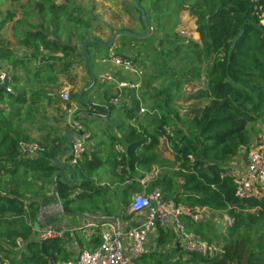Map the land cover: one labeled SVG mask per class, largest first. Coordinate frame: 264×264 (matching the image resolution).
Returning <instances> with one entry per match:
<instances>
[{"label": "trees", "instance_id": "obj_1", "mask_svg": "<svg viewBox=\"0 0 264 264\" xmlns=\"http://www.w3.org/2000/svg\"><path fill=\"white\" fill-rule=\"evenodd\" d=\"M141 5H144L143 0ZM40 6L44 8V4ZM50 7L57 11L65 9V6L59 4ZM143 7L151 23L157 15L150 13L151 11L148 14L147 7L145 5ZM202 7L207 8V12H201ZM135 9L141 16L136 6ZM191 11L198 17V31L203 46V50L200 48L194 50L197 55H193L191 62L197 63L200 52L202 58L214 54V58L207 64L205 75L207 87L203 93L208 98V102L199 110H192L193 115L190 118L176 113L177 118H175L181 124L178 122L180 127L176 133L171 134L165 128L168 116L162 106L166 110L171 104L173 91L180 89V83L174 74H170V70H163L162 75L167 76L163 77L164 82L161 85L163 90L160 91L166 97L163 96L164 99L159 100L157 94L160 91L153 94L156 106H159L163 113L160 126L152 134H145L136 127H130L124 143L126 152L119 161L116 155L114 167L116 170L118 164L123 165L120 176L124 179L129 171L137 173L140 168L151 169L155 163H159L155 150L159 146L160 137L165 136L174 140L178 169L171 174L156 176L151 182L149 191L160 187L164 196L172 198L177 204L192 209L205 207L213 211L226 212L234 219V223L229 226L224 238L225 242L215 257L185 251L175 240L174 231L159 229L157 245L149 253L137 258L135 263L264 264V257L256 254L252 249L254 246L251 237L240 233L243 227L264 221V199L257 196L246 200L237 198L233 175L226 167L244 147L247 149L246 152L250 151L253 136L261 131L256 125L264 124V25L261 23V17L264 16V0H195L191 3ZM140 18L145 26L142 17ZM71 21L85 28L89 25L87 21L77 17H72ZM194 44L199 46L196 42ZM43 45L44 48L54 52L64 51L66 54L74 50L72 46H63L55 41L50 44L48 41H43ZM35 47L39 49L41 46L39 44ZM168 49L169 56L176 54L178 50L177 47ZM122 56H130L134 63L140 66L141 57L136 53L122 54ZM159 56L164 59L162 52ZM185 67L181 69L184 70ZM135 91L136 89L130 91L135 98L133 109L139 111L141 100L135 97ZM5 92L6 90H0V94ZM98 107L107 109L106 106ZM6 124L7 121L0 117V173L11 172L13 177L5 183V186L0 184V227L4 230L2 235L7 239H0V251H6L7 256L15 264H57L59 261L64 264L70 258L64 253L66 251L63 247V239L51 238L41 241L36 238L32 220L38 214L39 208L35 202L25 203L26 194L14 177L15 167L22 165L26 170L40 173L39 180L45 188V185L52 181V177L62 169L54 161L59 146L48 144L50 151H45L44 146L45 150L40 151L38 155L31 157L21 154L20 159L18 158L19 143L24 138L19 133L6 130L8 128ZM6 156L8 158H5ZM8 159L10 165L3 163ZM80 161L81 158L76 164L67 165L76 174V179H68L60 175L53 179L56 192L64 201L66 212L79 210L72 207L74 202L92 198L95 194L88 191H94L93 181L82 172L78 175L77 171H82L84 167L91 169L98 163L84 165ZM130 177L128 179H133L132 174ZM132 183L129 187L135 184V189H138L140 180L133 179ZM181 220L188 231H195V234H200L203 239L215 244L213 229H209L211 232L206 231L211 224L210 221L194 220L187 214H183ZM20 238L23 240L22 245L18 242ZM83 242L86 241L80 239L79 245L82 246ZM100 243L101 234L91 236L88 241L90 246L93 244L95 247ZM168 245L171 247L168 248ZM178 255L181 257L175 260Z\"/></svg>", "mask_w": 264, "mask_h": 264}, {"label": "crops", "instance_id": "obj_2", "mask_svg": "<svg viewBox=\"0 0 264 264\" xmlns=\"http://www.w3.org/2000/svg\"><path fill=\"white\" fill-rule=\"evenodd\" d=\"M146 1L143 0V3L150 10V4H145ZM64 2L65 0L62 2L60 0H0V80L2 79L0 85L3 84L5 76L9 77V89L0 88V90H6L5 93L0 94V117L7 121L5 126H8V128L6 130L19 133L24 138L21 140L42 147H47L49 146L48 144L59 146L58 152L54 156V161L62 169L52 177V181L48 185H45V188H48L49 185L51 186L49 188L53 193V195L51 194L53 203L51 204L47 200L41 201L40 197L32 198L29 192L25 193L24 201L26 204L35 202L39 208L38 214L32 220V224L35 226V236L40 229L47 226H56L64 232L62 237L63 247L66 251L64 253L71 254L80 247V239L86 241V245L89 246L87 248L83 247L84 249L95 247L93 244L90 246L88 241L91 236L100 234L101 228L98 227V224L111 220L126 228L132 226L140 218V216L134 217V214L129 210V206L120 208L118 201L110 202L106 198L102 199L105 192L96 179L106 178L109 174L115 172L114 168H112L115 166V158L113 156L115 142H117L115 145L117 146L121 144L119 139L126 141L127 131L130 127H136V118L139 115L144 116L138 110H133L135 98L130 91L135 90V88H121V83L137 85L140 90L144 88V83L147 81L145 79L149 75V71L146 70V58L142 56L139 59L140 67H142L139 74L116 65L112 60V56L132 55V47L129 49V46H145L151 41L145 37H135L129 33H121L111 46H107L104 43H108L110 40L107 41L102 38L95 45L101 46L100 49L90 55V65L89 67L85 65L87 68L85 67L86 71H84L83 63L85 64V62L81 61L79 57H72L73 53L54 52L49 48L43 47V41H48L49 44L55 41L63 46L88 45L86 43L87 39L83 41L80 37L81 32L87 33V28L80 25L76 26L77 28L68 27L73 22L69 21L73 13L67 14L64 12L63 16H56L57 10L50 7L57 3L67 8V4ZM40 4H44L43 9ZM119 11H121V8H119ZM127 14L129 16V13ZM73 17L76 18V16ZM140 17L138 19V27L135 29L126 26L122 29L115 26L116 23L112 22L111 27L116 28L113 34L117 30H133L136 33H141L140 25L144 24ZM56 19L58 20L55 21ZM59 19L62 20L63 27L61 29L59 28ZM45 36L46 38L44 39ZM141 40L142 42H140ZM146 41L148 42L145 44ZM39 44L41 47L38 49L35 46ZM87 56L89 58L88 54ZM21 78H25V81L29 82L30 86H22L23 81ZM67 88L79 92L77 101H73L72 98L69 100L62 98L60 93ZM144 90L146 91L145 88ZM120 91H127L130 94L131 97L128 96L126 99L132 100L131 102L133 103L131 105H113L111 103V98ZM136 92L137 90L135 91V97L137 98ZM179 92L180 90L173 91V99ZM152 94L155 93L152 92ZM143 96L144 94L141 97V101ZM23 99L25 101H22ZM56 99H58L57 103ZM163 99V96H159V100ZM61 103H63V109H56L55 106ZM64 103L69 104L68 107L64 106ZM140 105L142 106L143 104ZM98 106H106L107 109L105 110V108ZM48 109H50V114L45 113ZM71 121L73 122L72 128H70ZM142 125H144L143 122ZM261 125V127L258 126L261 131L255 134L251 140V146L255 143V137H263L262 141H264V124ZM69 132H73L72 141L79 140L81 138L80 133L86 137L88 149L81 156L80 163L84 165L87 163H98L97 166L91 169L84 167L82 171H77L78 175L82 172L93 181L94 191H88L95 194L92 198L74 202L72 207H75L76 210L79 208V210L74 212H66L64 210V201L59 198L55 182H53V179L55 180L58 175L68 179H76V174L67 167V165L71 164L69 161L70 153L65 151L69 147L67 138ZM109 145L111 146L110 149L108 148ZM246 150V147H244L240 154L227 163L226 167L230 169L231 173L239 174L246 170L249 159V150L247 152ZM19 152L18 158L21 159V154L23 153L21 150ZM5 158L8 157L6 156ZM3 163L10 165L11 162L8 159L4 160ZM80 168L82 167L80 166ZM139 171H142V168ZM139 171L137 172L138 174ZM130 173L133 179L140 178L138 189H135V184V186L131 187L134 191L133 193L149 192L151 186L149 183L155 177L150 181L149 179H142L137 173L129 171L128 178H131ZM40 175V173L33 170H26L22 165L15 167V181L20 177L26 179L38 177L39 180ZM12 177L11 172L0 173V184L4 186ZM133 179H129L131 184H133ZM16 182L18 183V181ZM40 183L42 182L40 181ZM258 197L264 199L260 195ZM95 198H98V201H95ZM80 202H88L87 204H90V208H85L87 204H80ZM169 229L174 230L173 226ZM154 235L150 238L152 243H155ZM18 242L20 245L23 244L21 238L18 239ZM169 247L171 245H168ZM82 250L80 249L75 256L68 257L70 258L69 260L74 259ZM135 261L136 259L132 260V264H136ZM57 264L63 263L59 261Z\"/></svg>", "mask_w": 264, "mask_h": 264}, {"label": "rangeland", "instance_id": "obj_3", "mask_svg": "<svg viewBox=\"0 0 264 264\" xmlns=\"http://www.w3.org/2000/svg\"><path fill=\"white\" fill-rule=\"evenodd\" d=\"M62 1L63 0H60V2ZM193 1L195 0H147L145 2V4L147 5L150 4V10L147 9L148 14L151 11L150 13L157 15V17H154L150 23L151 33L145 37L151 42L147 43L148 41H146L145 44H147L145 46H129V49L130 47H132V53H136L138 57L144 56V58H146V70L149 71V75L145 79L147 81H145L144 83V88L146 89V91L144 90V88H142L141 90L138 89V86L135 85L137 90L140 91V97H142V95L144 94L143 100L140 101V104L143 105H140L139 113L143 114L145 117L139 115L135 120L137 130L142 133L144 132L145 134H152L160 126V119L163 117V113L160 107L156 106V102L154 100L152 92L156 94L160 90H163V86H161L164 82L163 77L166 78L167 76L162 75L163 70H170V74H174V76L177 77V80L180 83V92L177 94V96L174 97V99L172 98L171 104L166 107V110L161 105L164 113L168 116L165 128L167 129V131L171 132V134L176 133L178 127H180L181 124L179 120L177 121L176 119V113L180 116L184 115L185 117L190 118L193 115L194 110H199L208 102V98L203 93V91L207 87V79L205 76L207 72V64H209L210 60L214 58V54L210 57L207 56L206 58H202L200 52V58L197 59V63H194V61L191 62V60L193 59V55H197L196 51L199 50V48L203 50L201 35L198 31V17L191 11V3ZM64 3L67 4V8L57 11L55 14L56 16H63L62 14L64 12L67 14L72 12L74 15L71 14V17L76 16L77 18H81L82 21H87L89 23V25L87 26V33H80L81 39L83 41L87 39L86 43L88 45L72 46L74 48V51L71 52L73 53L72 57H79L81 61L85 62V64L83 63L84 71H86V66L89 67L90 65V55L101 47L95 46L97 41L102 40V38L107 41L111 40L114 29H116L114 27H111L112 22L116 23L115 26L122 29H124L125 26L133 29L138 27V19L140 13L135 9V0H65ZM119 8H121V11H119ZM201 12H207V8L202 7ZM127 13H129V16ZM59 21V28L61 29L63 27L62 20L59 19ZM261 23L264 25V16L261 17ZM76 26L79 25L75 22H71V26L68 27L77 28ZM140 27L142 29L141 33L146 32V26L141 24ZM140 42H142V40ZM166 42H169L170 44L168 45ZM195 42L198 43L199 46H195ZM140 44L142 45V43ZM168 46L172 49L177 47V53L169 56L170 50L168 49ZM195 49L196 51H194ZM84 50L88 53L89 58ZM161 52L164 56V59L160 58L159 56ZM184 66L186 67L184 70H182L181 68ZM136 67L139 71L142 69V67H140L138 64H136ZM21 80L23 81L22 86H30L29 82L25 81V78H21ZM149 86L152 88L151 91V88L149 89ZM59 90L61 91V89ZM70 90V99L72 98L73 101H77L79 92L72 91V89ZM123 93L127 96H130V94H128L127 92ZM61 94L62 91L60 95ZM157 95L166 97L165 94L161 93V91ZM57 101L58 99H56V103ZM130 101L131 99H129V102ZM129 102H127V99L125 100V104H128ZM62 104L63 103L56 105V109L62 110ZM68 105L69 104L64 103V106L68 107ZM142 108L144 109V111H141ZM45 113L50 114V109L46 110ZM142 122L144 123V125H142ZM72 125L73 122L71 121L70 128H72ZM258 126L261 127L262 125L257 124L256 127ZM262 140L263 137H255V142H259ZM119 142L121 144H118L117 146H115L117 142H115L114 144V158H116L115 151L117 152V147H124L125 145L124 140L119 139ZM173 142L174 140H170L165 136H161L159 146L155 150L159 163H155L151 169H142V171H139L138 176L142 179L145 178L151 181L153 177H160L165 175L166 173L171 174L172 172L176 171L178 169L179 163H177L175 160V150ZM47 147L45 146L46 151H50L51 148ZM108 148L110 149L111 146L109 145ZM112 168H114L115 172L109 174L108 177L96 179L101 188L103 187V191L105 192L102 199L106 198L107 200H110V202L118 201V205L120 206V208L122 206L123 208H127L130 205L132 196L135 193L141 192L133 193L134 191L132 190V188L128 187L129 184H131V181H129L128 179V173L127 175L125 174V180L123 176H120L122 174L118 173L115 170V167ZM16 181H18L21 190H23L25 193L29 192L32 198L40 197L39 199L41 201L47 200L49 203H53V193L49 188L50 185L48 186V188H43L42 184L38 180V177L30 179L20 177ZM127 181L129 184L127 183ZM149 184L151 185V183ZM30 191H32V193H30ZM94 200L98 201V198H95ZM87 203L88 202H80V204ZM85 208L89 209L90 204H87ZM193 209L194 214L199 216V220L201 219L202 222H211L210 226L206 228V231L211 232L209 229H213V232H215L214 236L216 238L214 241L215 244H220H216L218 250H220L221 246L225 242L224 238L228 233V228L229 226L233 225L234 219H232L229 214L222 211H213L205 207H196ZM2 231L4 230L0 227V239L7 240L2 235ZM193 233L196 232L194 231ZM240 233L249 235L253 242L252 245L254 246L252 249H254L256 254L264 257V221L262 220L258 223H254L253 225L245 226L240 230ZM83 247L87 248L89 246L86 245V242H83V245L77 248L74 253L68 254V257L71 258L75 256L80 249H84ZM0 252L7 255L6 251L1 250ZM126 252L129 256L130 253L128 247ZM180 257L181 255H178L174 259L177 260Z\"/></svg>", "mask_w": 264, "mask_h": 264}, {"label": "built area", "instance_id": "obj_4", "mask_svg": "<svg viewBox=\"0 0 264 264\" xmlns=\"http://www.w3.org/2000/svg\"><path fill=\"white\" fill-rule=\"evenodd\" d=\"M112 60L118 66L133 73L140 71L130 56H112ZM136 88L129 83H121V88ZM127 92V91H126ZM128 93V92H127ZM129 94V93H128ZM137 99L141 100L140 93L136 92ZM65 100L70 99V89H65L62 94ZM128 96L120 91L111 98L113 105H126ZM132 101V100H131ZM128 104H132V102ZM141 111H144L142 108ZM81 138L73 141V148L70 152V163L76 164L81 156L87 151L86 137L79 134ZM19 150L25 156H36L45 148L34 143L21 140ZM126 152L124 147H117V160H121L122 154ZM116 171L123 172V165L118 164ZM236 184L235 195L240 200L250 199L255 196L264 197V142H255L250 151L246 170L233 174ZM129 210L134 217L140 216L130 227L123 228L119 223L107 220L100 227L101 243L94 248L82 250L74 259L68 260L65 264H132V260L149 253L156 245L159 229H169L173 226L175 240H177L183 250L197 252L208 257H215L218 253L216 244L203 239L200 235L188 231L181 220L183 214L191 216L194 220H199V216L194 214V209L183 204H177L172 198H166L160 187H155L149 192L135 193L132 196ZM155 234V235H154ZM154 235L155 243L150 242ZM64 232L56 226H47L38 231V240L51 238H62ZM127 247L130 255H127ZM0 264H15L0 252ZM230 264H242L232 262Z\"/></svg>", "mask_w": 264, "mask_h": 264}, {"label": "water", "instance_id": "obj_5", "mask_svg": "<svg viewBox=\"0 0 264 264\" xmlns=\"http://www.w3.org/2000/svg\"><path fill=\"white\" fill-rule=\"evenodd\" d=\"M135 6L136 8L141 12V17L143 19V21L145 22V26H146V32L144 33H136V32H133L131 30H117L111 40L108 42V43H104L105 45L107 46H111L113 43H114V40L116 39L117 36H119L121 33H129L135 37H146L148 36L150 33H151V25L147 19V15H146V11H145V8L141 5V0H135ZM8 81H9V77L8 76H5L4 77V82L3 84L0 85V88L2 89H9L8 87ZM72 134L73 132H69L68 133V149L65 150L67 153H70L72 151V148H73V141L71 139L72 137ZM46 216V215H44ZM36 228H37V225H36Z\"/></svg>", "mask_w": 264, "mask_h": 264}]
</instances>
